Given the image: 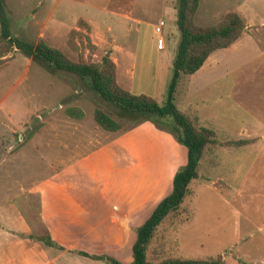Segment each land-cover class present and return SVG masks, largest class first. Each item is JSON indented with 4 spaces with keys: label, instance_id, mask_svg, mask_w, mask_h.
Masks as SVG:
<instances>
[{
    "label": "rangeland",
    "instance_id": "374dc122",
    "mask_svg": "<svg viewBox=\"0 0 264 264\" xmlns=\"http://www.w3.org/2000/svg\"><path fill=\"white\" fill-rule=\"evenodd\" d=\"M2 1L11 36L30 44L42 41L71 61L99 63L103 55L110 59L113 45L108 42L100 46L95 44L81 19L73 25L83 27V30L66 25L56 31L53 29L55 16L63 19L69 16L67 14L79 13L106 22L113 28L128 25L125 35L114 29L109 31L108 37L120 35L118 42L138 39L131 90L149 96L159 104L163 102L171 72L168 57L174 55L179 36L175 25L177 0H171L167 9L161 8L160 0H129L133 18L130 21L104 11L124 5L126 0ZM242 1L201 0L198 14L194 16V11L191 20L196 25L214 24L225 12L237 10V4ZM247 1L248 12L264 16V0ZM163 7L166 8V4ZM135 19L139 21L136 23ZM159 19L164 23L159 33L164 39L162 49L156 47L157 35L153 31V24ZM131 44L123 46L129 48L133 46ZM213 53L209 61L216 55L218 67L215 69L225 71L226 76L216 84L207 81L202 85L197 78L188 80L187 75H181L175 85L173 103L188 116L194 128L204 127L211 131L215 142L203 149L197 165L198 176L188 183V193L180 208L168 214L156 227L146 257L158 261L171 256L199 259L219 256L222 264H264V55L243 62L232 71L228 53L223 49ZM210 68L214 69V65ZM41 72L49 74L47 79L54 83L53 86L47 87ZM56 80L63 82L62 89L57 90ZM44 104L58 105L47 110ZM67 107L82 111L83 125L93 121L91 113L94 108L110 114L125 127L132 122L125 119L128 116L124 110L103 101L73 73L47 67L42 59L25 56L13 47L0 57V133L13 134L15 139L18 136L24 141L44 124L43 133H52L54 120L72 118L64 113ZM21 118L27 121L19 124L12 133L4 129V124L8 127L7 121ZM102 130L97 125L94 127V144L105 140L106 132ZM235 139L246 143L238 146L225 144ZM176 155L180 163L184 156ZM28 161H34L33 157ZM26 162L25 157L16 160L13 175L0 173V183L23 182V178L32 180V169L25 175ZM4 167L0 169L7 170ZM27 197L26 214L34 221V232L43 235L35 218L37 197L33 194ZM113 233L111 223L110 234ZM132 239L128 230L124 237H120L122 248L118 255H130V247L127 248ZM114 240L111 237V247L115 245Z\"/></svg>",
    "mask_w": 264,
    "mask_h": 264
},
{
    "label": "crops",
    "instance_id": "0c3cea01",
    "mask_svg": "<svg viewBox=\"0 0 264 264\" xmlns=\"http://www.w3.org/2000/svg\"><path fill=\"white\" fill-rule=\"evenodd\" d=\"M200 2L198 0L194 16L198 14ZM169 4H172L171 0H160L163 9H167ZM246 4L248 1L243 0L234 10L244 24L243 32L229 46L221 48L229 55L232 71L243 62L264 55V16L254 11L248 12ZM131 7L132 3L126 0L124 5L104 11L130 21L133 19ZM67 15L64 20L55 16L53 29L58 31L62 26L71 27L77 19L83 20L95 44L100 46L108 42L113 45L109 57L114 65L115 82L131 94H139L131 90L138 39L118 42L119 36L125 35L129 29L128 25L121 24L113 28L87 14ZM138 21L135 19L136 23ZM156 24H153V29ZM72 28L83 30V27L75 25ZM114 29L120 30V35L109 39V31ZM138 31L136 27L135 32ZM159 33H155L156 47L162 49L164 39ZM129 43L133 46H123ZM213 52L194 73L187 75L188 80L197 78L202 85H206L207 81L216 84L226 76L225 71L215 69L216 55L209 61ZM168 58L171 63L173 54ZM213 65L214 69L210 68ZM41 73L47 87L53 86L54 83L47 79L49 74ZM56 83L59 85L57 90L64 87L63 82ZM231 83L230 92L233 81ZM57 105L43 106L53 110ZM83 116L81 119L65 117L54 120L51 123L53 132L49 134L43 133L44 124L24 141L18 136L15 139L13 134L0 133V168L5 166L7 169H0V173L13 175L16 160L20 157L27 158L25 175L30 174V169L34 173L32 180L23 178V182L0 183V264L105 262L78 252L111 256L122 264H128L129 254L126 257L118 255L122 248L120 237H124L128 230L134 239L132 230L146 218L156 202L169 192L173 173L185 162V150L168 133L144 121L125 131L102 130L106 132L105 140L94 144L92 133L96 125L94 121L83 125ZM26 121V118L7 121L8 127L5 124L3 127L12 133ZM176 154L184 156L180 163ZM31 157L34 161L30 162L28 158ZM29 194L37 197L35 218L38 226L43 233H48L55 246L44 245L30 237L40 233L34 232V221L28 218L24 208L25 204L28 205ZM111 223L114 230L112 235ZM111 237L115 239L112 247Z\"/></svg>",
    "mask_w": 264,
    "mask_h": 264
},
{
    "label": "trees",
    "instance_id": "16d2710c",
    "mask_svg": "<svg viewBox=\"0 0 264 264\" xmlns=\"http://www.w3.org/2000/svg\"><path fill=\"white\" fill-rule=\"evenodd\" d=\"M197 2L198 0H177L175 25L179 36L163 102L159 104L149 96L131 94L120 87L115 82L114 65L106 55L101 56L99 63L71 61L58 49L42 41L30 44L11 36L3 11V1L0 0V57L13 47L25 56L42 59L47 67L73 73L103 101L124 110L128 116L124 118L132 121L125 127L110 114L94 108L92 119L101 129L109 132L125 131L148 121L154 128L167 132L185 150V162L173 173L169 192L156 202L146 218L134 228L128 264H222L219 256L208 259L171 256L158 261H151L146 257V249L156 227L168 214L180 208L183 198L188 193V183L198 176L197 165L203 149L215 142L211 131L204 127L194 128L188 116L175 107L173 92L176 82L181 75L194 73L211 52L229 46L244 30L241 18L234 11L225 12L214 24L205 26L194 24L191 19ZM64 113L75 119L82 117V111L76 107H67ZM245 143L246 141L242 139L225 142L236 146ZM30 237L44 245L55 246L46 231L43 235ZM78 254L95 260H104L108 264H122L111 256L88 255L83 252Z\"/></svg>",
    "mask_w": 264,
    "mask_h": 264
},
{
    "label": "built area",
    "instance_id": "2783aa9c",
    "mask_svg": "<svg viewBox=\"0 0 264 264\" xmlns=\"http://www.w3.org/2000/svg\"><path fill=\"white\" fill-rule=\"evenodd\" d=\"M162 24H163L162 20H159L157 22V24L154 26V29H153L155 33L160 32V27L162 26ZM157 43H159V46H160V40H158Z\"/></svg>",
    "mask_w": 264,
    "mask_h": 264
}]
</instances>
